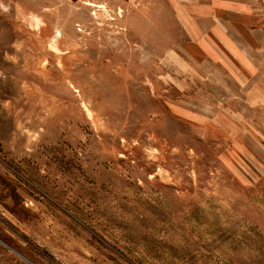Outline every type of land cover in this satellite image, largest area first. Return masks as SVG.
Masks as SVG:
<instances>
[{"label": "rangeland", "instance_id": "374dc122", "mask_svg": "<svg viewBox=\"0 0 264 264\" xmlns=\"http://www.w3.org/2000/svg\"><path fill=\"white\" fill-rule=\"evenodd\" d=\"M0 264H264V0H0Z\"/></svg>", "mask_w": 264, "mask_h": 264}, {"label": "crops", "instance_id": "0c3cea01", "mask_svg": "<svg viewBox=\"0 0 264 264\" xmlns=\"http://www.w3.org/2000/svg\"><path fill=\"white\" fill-rule=\"evenodd\" d=\"M191 44H192V43H191ZM191 44H188V47H187L188 49H189V47H191ZM193 45H194V44H193Z\"/></svg>", "mask_w": 264, "mask_h": 264}]
</instances>
